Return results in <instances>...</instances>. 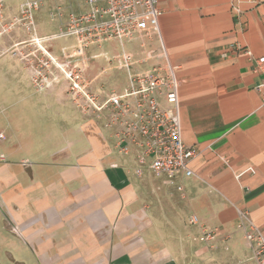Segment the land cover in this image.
Returning <instances> with one entry per match:
<instances>
[{
    "label": "crops",
    "instance_id": "crops-1",
    "mask_svg": "<svg viewBox=\"0 0 264 264\" xmlns=\"http://www.w3.org/2000/svg\"><path fill=\"white\" fill-rule=\"evenodd\" d=\"M159 6L156 35L109 41L113 53L88 51L86 69L96 70L87 75L101 76L106 67L98 57L107 61L120 52L147 59L125 70V83L129 73L167 60L181 137L196 151L188 166L197 177H179L178 191L148 171L135 176L132 157L117 152L108 133L63 96L61 75L43 99H34L21 64L4 56L0 264H256L238 211L264 234V70L256 62L264 57V0H161ZM24 38L17 31L0 44ZM30 105L39 110L26 114L22 107ZM46 111L51 129L28 128ZM193 214L202 227L189 223ZM202 228L214 233L212 241L201 239Z\"/></svg>",
    "mask_w": 264,
    "mask_h": 264
},
{
    "label": "built area",
    "instance_id": "built-area-1",
    "mask_svg": "<svg viewBox=\"0 0 264 264\" xmlns=\"http://www.w3.org/2000/svg\"><path fill=\"white\" fill-rule=\"evenodd\" d=\"M160 1L23 0L17 11L11 13L6 10V0H0V39L15 30L28 35L6 48L0 47V58L8 54L17 60L38 91L62 75L70 103L84 118L96 121L108 133L117 152L132 157L135 176L141 177L146 171L163 175L168 184L182 191L176 182L179 177H197L188 166L196 151L186 146L181 137L173 67L166 60L164 64L131 72L121 89L109 90L96 88L97 76L88 77L85 73L84 59L90 46L156 35L162 15ZM63 5L68 8L65 15ZM43 7H49L50 21H60L57 33L38 34L35 13ZM59 37L72 38L73 45L70 49L62 48L58 57L52 53L51 44ZM110 61L115 62V68L128 70L147 59L120 52L107 59ZM256 62L264 70V57ZM238 213L251 258L256 264H264V234L248 213ZM189 223L202 227L194 214ZM13 231L21 235L18 227ZM213 237L211 230L202 228L203 241H212Z\"/></svg>",
    "mask_w": 264,
    "mask_h": 264
},
{
    "label": "rangeland",
    "instance_id": "rangeland-1",
    "mask_svg": "<svg viewBox=\"0 0 264 264\" xmlns=\"http://www.w3.org/2000/svg\"><path fill=\"white\" fill-rule=\"evenodd\" d=\"M22 1L23 0H6V2H5L6 10L8 12H11L10 8H14V7L17 8ZM64 1L65 0H60L61 3H63ZM62 10H63L64 15H65L67 13V10H68L67 6L63 5ZM48 11H49V7H43L38 12L35 13V18H36V23H37V32L40 35H47V34H52V33H57L58 32V29H59V26H60V21H50L49 17H48ZM62 20H65V17H63ZM17 31L18 30H15L14 32H17ZM19 32L22 33L21 31H19ZM22 34H23L24 37L28 36L24 32ZM19 40H21V39H19ZM72 43H73V39L70 38V37L55 38V39H53L52 44H51V51H52V53L54 55L59 57V53H57V52H59L60 48L62 46L71 45ZM132 46H133L132 44H127L126 43L124 49L125 50H131ZM0 47L1 48H6L7 46L4 47V46H1V44H0ZM102 50H106V51H109V52L113 53V48H112L111 44H108L107 42L103 43V44H101L99 46H95V45L90 46L89 49H88V51H90V52H100ZM116 50L120 51V50H123V48H121V46H118V48H116ZM4 56H9V55L6 54V55H3L2 57H4ZM137 56H138V58L141 57L139 54ZM12 59H14V58H12ZM96 62L102 68L106 67L105 68L106 69L105 72L102 73L101 76L100 75H98V76L96 75L97 78H98L97 81L95 82L96 88H106L108 90L112 89V88L113 89H121L123 87V85H124V84L122 85V83H125V79H126V75H127L126 71H125L126 69H124V68L123 69H116L114 67V65H115L114 63L115 62H113V61H110L108 63V65H107V61H106L104 56L103 57L102 56L98 57ZM84 64H85V62H84ZM85 66H86V64H85ZM138 66H140V65L134 64V65H132V69L136 70V68ZM95 70L96 69L91 68V66H90V68H88V70L86 69L85 73H86V75L87 74L89 75L91 73V71H92V73H94ZM101 70H103V69H101ZM93 76H95V75H93ZM30 84H31V82H30ZM119 84H121V86ZM31 86H32V84H31ZM46 89H44L43 91H45ZM32 90H33L32 98H34V99H37V98L43 99V97L41 95V92H43V91H38L33 86H32ZM61 92H62L63 96L68 100L67 95L65 94V88ZM0 98H1V95H0ZM22 109L24 110V112H26V114H30V115L32 114V110L33 111H36V109L39 110L38 107H32L31 105H30V107L29 106H24V107H22ZM50 113H52V111H50V112L46 111V114L42 115L41 118H39L38 115H35V121L36 122H33L28 128H30L31 130H33L35 132H39V133L40 132H45L46 130L51 129V123L54 120H52V118H50L47 115V114H50ZM78 113H79V111H78ZM38 118H39V122H37ZM89 120L94 121L92 119H89ZM94 122L96 124H98L96 121H94ZM38 123H40V126H38ZM2 133L3 134H7L5 129L2 131ZM157 176H158L157 178H158L159 181H161V179L167 178L166 176H163V175H157ZM172 221L174 223H176L177 219L173 218ZM179 221H180V219H179ZM15 227H17V226H13L12 227V232L14 234H15V232L13 231V228H15Z\"/></svg>",
    "mask_w": 264,
    "mask_h": 264
},
{
    "label": "bare ground",
    "instance_id": "bare-ground-1",
    "mask_svg": "<svg viewBox=\"0 0 264 264\" xmlns=\"http://www.w3.org/2000/svg\"><path fill=\"white\" fill-rule=\"evenodd\" d=\"M59 76H60V75H59ZM59 76H58V77H59ZM61 76H62V75H61ZM62 77H63V76H62Z\"/></svg>",
    "mask_w": 264,
    "mask_h": 264
}]
</instances>
